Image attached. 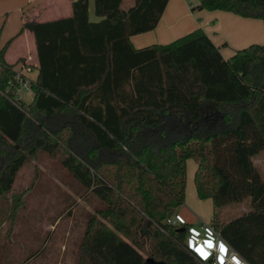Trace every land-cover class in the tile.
I'll return each mask as SVG.
<instances>
[{
  "label": "trees",
  "instance_id": "trees-1",
  "mask_svg": "<svg viewBox=\"0 0 264 264\" xmlns=\"http://www.w3.org/2000/svg\"><path fill=\"white\" fill-rule=\"evenodd\" d=\"M126 1L95 0L97 23L89 0L73 2L68 18L24 22L18 36L32 32L38 55L28 106L14 83L33 66L7 63L10 42L0 48V196L27 161L16 146L45 150L102 207L80 264H202L187 249L190 226L169 223L185 204L192 159L197 197L213 202L212 227L248 264H264V178L254 164L264 152V45L226 60L198 29L136 50L131 38L154 30L169 0ZM198 1L194 10L264 21V0ZM248 200V212L220 222L223 209Z\"/></svg>",
  "mask_w": 264,
  "mask_h": 264
},
{
  "label": "rangeland",
  "instance_id": "rangeland-1",
  "mask_svg": "<svg viewBox=\"0 0 264 264\" xmlns=\"http://www.w3.org/2000/svg\"><path fill=\"white\" fill-rule=\"evenodd\" d=\"M191 2L196 6L199 3L198 0ZM129 3L130 0H127L126 4ZM18 7L9 8L5 5V0H0V48L10 42L6 50L9 51L10 58L15 55L10 48L21 31L18 25L21 14L16 10ZM30 59L26 58L25 67L30 66ZM24 73L30 79L36 74L33 67L25 68ZM33 97L32 90L20 93V101L25 106L32 102ZM70 134L71 129L68 128L62 132L63 143L60 142L56 147L58 153L69 152L66 142ZM49 137L53 139L51 141L57 142L55 136ZM80 138L84 136H75L77 142ZM16 149L27 156V161L18 173L12 190L0 196V264H23L29 256L38 252L40 255L27 264H80L81 245L86 231L92 225L99 203L47 151L38 149L31 155L22 146H16ZM74 156L81 160L78 154ZM190 161L188 174L192 173V179L191 182L188 180V184L192 187L195 176L191 166L197 163L192 159ZM249 203L250 200L238 206L227 207L229 217L236 218L248 212ZM194 204H198L210 216L206 218L208 221L212 217L213 204L211 201L197 200L187 191V202L185 200L179 210L185 207L192 220L196 221L194 226L200 227L202 223L199 219L204 218L200 214L202 211ZM184 215L189 216L188 212ZM223 221L226 219L221 218L220 222Z\"/></svg>",
  "mask_w": 264,
  "mask_h": 264
},
{
  "label": "crops",
  "instance_id": "crops-1",
  "mask_svg": "<svg viewBox=\"0 0 264 264\" xmlns=\"http://www.w3.org/2000/svg\"><path fill=\"white\" fill-rule=\"evenodd\" d=\"M75 1L76 0H5V5L9 8L19 6L16 9L21 14L18 25L22 28L26 20L44 23L72 16V4ZM193 5L195 4L192 3L191 0H169L157 27L152 31L135 35L131 38L134 48L140 50L153 45H167L198 29H202L211 38L214 44L220 48L226 60L230 59L236 51L245 49L250 45H264L263 20L243 18L233 13L223 11L210 12L206 10H197L194 12L196 5ZM88 12L90 22L97 23L102 20V18L97 17L95 14V0H89ZM10 49L13 50L15 55H11L13 57L10 58L8 54L9 51L6 52L5 59L9 64H14L20 59L31 58L30 65L33 66L36 72L33 77L31 76V79L35 81L38 75V55L34 34L26 30L23 34L16 37ZM189 164H191L190 160L187 162L186 202L187 191L192 193L198 200L196 188L195 185H193L194 182L192 183V187L188 184V180L191 182L192 179V173L188 174ZM254 164L258 167L263 176L264 152L254 158ZM191 167L195 176L197 165L194 163ZM203 201L212 202V200ZM194 206L200 209L198 204H194ZM200 211L202 210L200 209ZM178 212L192 228L199 229L200 227L212 225L214 207L210 221L206 220L207 217H210L206 212L202 211L200 213L204 218L199 219L202 223L200 227L194 226L196 221L194 222L192 220L189 211L185 207ZM187 212L189 214L188 217L184 215V213L187 214ZM228 212L226 208L223 209L220 213L221 218L226 220L231 219Z\"/></svg>",
  "mask_w": 264,
  "mask_h": 264
},
{
  "label": "built area",
  "instance_id": "built-area-1",
  "mask_svg": "<svg viewBox=\"0 0 264 264\" xmlns=\"http://www.w3.org/2000/svg\"><path fill=\"white\" fill-rule=\"evenodd\" d=\"M14 84L17 87L16 98L20 100V93L31 90L33 81L25 73L19 72ZM169 223L175 226L187 225L186 220L178 214ZM187 249L202 264H248L222 239L212 225L199 229L189 227Z\"/></svg>",
  "mask_w": 264,
  "mask_h": 264
}]
</instances>
